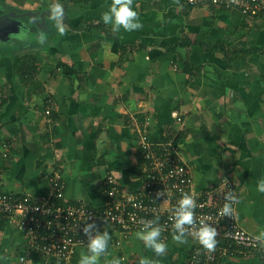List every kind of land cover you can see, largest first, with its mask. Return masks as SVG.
<instances>
[{
    "label": "crops",
    "instance_id": "crops-1",
    "mask_svg": "<svg viewBox=\"0 0 264 264\" xmlns=\"http://www.w3.org/2000/svg\"><path fill=\"white\" fill-rule=\"evenodd\" d=\"M113 2L0 0L2 11L36 13L37 22L50 12L44 26L37 25L47 33V48L38 50L26 81L14 66L31 46L23 42L22 51L0 58V154L6 155L0 189L47 196L46 178L58 171L68 203L102 206L107 175L126 191L138 190L143 175L135 122L146 126L153 143L181 136L179 154L196 189L231 181L238 221L258 235L264 231V193L257 190L264 179V13L245 17L183 0H133L142 27L113 33L101 19ZM56 35L61 39L54 41ZM47 97L54 104L49 121L43 115ZM105 231L111 238L97 264L114 258L139 264L141 257L154 264H185L190 252L187 238L177 242L173 233L162 241L166 252L157 256L136 234L99 230ZM4 233L9 251L1 264H79L85 251L80 247L66 262H47L30 254L6 224ZM218 264L264 263L232 251Z\"/></svg>",
    "mask_w": 264,
    "mask_h": 264
},
{
    "label": "built area",
    "instance_id": "built-area-1",
    "mask_svg": "<svg viewBox=\"0 0 264 264\" xmlns=\"http://www.w3.org/2000/svg\"><path fill=\"white\" fill-rule=\"evenodd\" d=\"M189 6H213L235 10L245 17L264 13V0H184ZM44 117L49 116L54 104L46 100ZM173 118L180 123L179 116ZM137 136L138 157L142 169V185L138 190L122 189L112 175L103 181V205L91 207L84 202L64 201L65 183L60 172L53 171L46 178L49 194L43 197L15 196L0 189V221L13 228L21 237L26 250L45 261L66 262L80 247L87 244L83 229L94 224L95 235L103 227H109L124 237L138 232L145 221L155 220L161 229L160 241L174 229V209L184 194L195 200L193 219L217 231L214 250L204 249L190 234L191 243L185 264H218V258L232 251L244 256L259 257L264 262V244L256 241V235L246 231L239 223L236 212L237 192L229 180H220L213 186L196 189L189 165L179 154V145L173 135L165 141L153 143L147 136L146 126L133 122ZM6 158L0 154L1 160ZM233 200H229V196ZM225 203L231 207L229 215H222ZM189 230L192 226H185ZM24 261L18 258V263Z\"/></svg>",
    "mask_w": 264,
    "mask_h": 264
},
{
    "label": "clouds",
    "instance_id": "clouds-1",
    "mask_svg": "<svg viewBox=\"0 0 264 264\" xmlns=\"http://www.w3.org/2000/svg\"><path fill=\"white\" fill-rule=\"evenodd\" d=\"M133 0H114L109 6V9L102 13L101 19L105 25H111L113 33L119 32L121 29L124 31H134L142 27L138 19L137 12L132 7ZM60 14V8L57 6L55 15ZM257 190L264 193V179L257 182ZM229 200H233L230 195ZM195 207V200L188 194H184L178 201L177 207L174 209V223L172 225L173 240L184 243L186 242V233L190 234L195 240L198 241L204 249L209 251L214 250L216 245L217 231L215 228L204 224L197 227L193 219V209ZM231 207L225 203L221 214L229 215ZM185 226H192L189 230ZM95 228L94 224H86L83 231L88 236L85 251L81 253L79 264H97L98 259L105 253L110 240L108 232H96L92 234L91 230ZM161 229L156 225L155 220H148L143 223L142 228L136 232V237L141 240L145 248H150L157 255L161 256L166 252L167 245L160 241ZM254 239L261 244H264V231H260ZM110 264H121L120 258H114ZM139 264H154V261L146 257H141Z\"/></svg>",
    "mask_w": 264,
    "mask_h": 264
},
{
    "label": "trees",
    "instance_id": "trees-1",
    "mask_svg": "<svg viewBox=\"0 0 264 264\" xmlns=\"http://www.w3.org/2000/svg\"><path fill=\"white\" fill-rule=\"evenodd\" d=\"M184 1V0H183ZM193 7V6H191ZM209 7H213V6H209ZM215 8V7H213ZM86 28L90 27L92 28V25H87L86 24ZM97 27L101 28V29H105V25H98ZM75 30H79V28H81V26L77 25L75 27H73ZM38 29V28H37ZM38 31V30H37ZM36 30L34 31H31V30H27V38L28 39H35V34L38 35V38L36 40V47L35 48H32V47H29V49H27V51H25L21 56H19L15 62V66H14V69L18 72L19 74V77L21 78V81L24 79L25 80V77L28 78L29 76L32 75V71H34L33 69V65L34 63H36L37 61V57H38V54H39V51L38 50H42V49H46L47 48V45H48V36L46 35L47 33H44V32H41L38 31V33H35L34 32H37ZM59 35H56L55 36V39L54 41L56 40H60L61 37L58 38ZM58 38V39H57ZM121 48V46L119 47ZM19 49L17 50H7L5 51L3 48H0V55L2 53H6L7 52V55H11V54H15L16 51H18ZM5 55V56H7ZM26 81V80H25ZM50 99L49 97H47L44 101V103H46V100ZM51 100V99H50ZM52 101V100H51ZM53 102V101H52ZM181 138V136L178 134V136L175 138L176 142L179 141V139ZM137 145H138V142H137ZM138 147V146H137ZM4 230V222L3 221H0V231ZM170 233H167L165 235H169ZM9 251L8 249V245H5V250L2 251L0 249V258L3 256V254H5V252ZM76 254V253H75ZM259 258V257H258ZM260 259V258H259ZM262 261V260H261ZM263 262V261H262ZM264 263V262H263ZM1 264V262H0Z\"/></svg>",
    "mask_w": 264,
    "mask_h": 264
},
{
    "label": "rangeland",
    "instance_id": "rangeland-1",
    "mask_svg": "<svg viewBox=\"0 0 264 264\" xmlns=\"http://www.w3.org/2000/svg\"><path fill=\"white\" fill-rule=\"evenodd\" d=\"M4 12H8V11H2L0 9V15L3 14ZM9 15H15L16 16V15H23V14H20V11H18V10L12 9V11H10L9 13H6L5 16H3L5 18L2 19V20H5L6 17L9 16ZM11 20L14 21V22H11V23H8V24H10V25L17 24V28L18 27H20V28L22 27L23 29H20L19 28L20 31H17L15 34L12 35V37L14 39H12L11 41L9 39L7 41H5V40L4 41H0V48H3L5 51H7V50L8 51L9 50L13 51V50H17V49H19V50L22 51V49L24 48V46L22 44L23 42L26 44V46H31L32 48H35L36 47V43H37L36 40L38 38V35H36L35 33H38V32H34L35 39H28L27 38V30L28 29L31 30V31H34V30L37 31V30H39V29H37V26L32 21V19L30 17H28V16H21L19 19L13 18ZM8 21H10V20H8ZM62 22H63V20H62ZM41 30H43V29H41ZM41 32H44V30L43 31H40V33ZM10 39H11V36H10ZM5 55H7V52L6 53H2L0 55V58L5 57ZM8 235H9L8 233H6V234L5 233L4 234H0V249L2 251L5 250V245L7 243H9V241L7 240V236Z\"/></svg>",
    "mask_w": 264,
    "mask_h": 264
},
{
    "label": "water",
    "instance_id": "water-1",
    "mask_svg": "<svg viewBox=\"0 0 264 264\" xmlns=\"http://www.w3.org/2000/svg\"><path fill=\"white\" fill-rule=\"evenodd\" d=\"M63 10H65V8H63ZM50 14V12H43L39 15V22H37V19L35 17H37V14L35 13H26L23 15H9L6 17L5 20H2L0 17V41H7L10 36H12L13 34H15L17 31H20V29H23L22 27H18L17 28V24L15 25H10L8 23L14 22L11 19L15 18V19H19L21 16H28L32 19V21L36 24V26L38 25V27H43L44 26V20H45V16H48ZM51 16H55V15H51ZM66 17L65 14H63V18ZM10 20V21H8ZM20 23V22H19ZM20 26V25H19ZM20 28V29H19Z\"/></svg>",
    "mask_w": 264,
    "mask_h": 264
},
{
    "label": "flooded vegetation",
    "instance_id": "flooded-vegetation-1",
    "mask_svg": "<svg viewBox=\"0 0 264 264\" xmlns=\"http://www.w3.org/2000/svg\"><path fill=\"white\" fill-rule=\"evenodd\" d=\"M6 13H8V12H4L3 14L0 15L1 19H4L5 18L3 16H5Z\"/></svg>",
    "mask_w": 264,
    "mask_h": 264
}]
</instances>
